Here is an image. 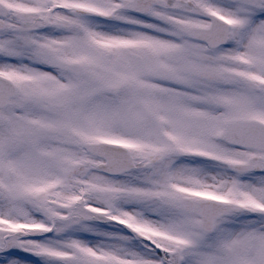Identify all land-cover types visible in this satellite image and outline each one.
I'll return each mask as SVG.
<instances>
[{"label":"rangeland","instance_id":"1","mask_svg":"<svg viewBox=\"0 0 264 264\" xmlns=\"http://www.w3.org/2000/svg\"><path fill=\"white\" fill-rule=\"evenodd\" d=\"M116 4L113 2V7ZM1 7V17L9 29L0 32V73L16 82L18 95L0 112V250L11 243L22 251L31 246L48 255L46 264H63L62 256L71 257L77 264H176L177 255L160 262L157 252L155 256L152 253V260L145 257L142 247L147 244L142 240L138 249L129 247L131 240L127 236L157 237L153 226H166L172 235L169 240L158 239L160 248L192 253L193 259L183 264H264V216L256 206L258 200L264 201V177L257 181L241 179L229 174L227 166L219 162L211 160L207 166L199 163L197 156L175 153L176 179H169L167 184L177 199L178 193H192L216 198L223 204L219 231L208 237L196 228L201 219L198 212L184 213L156 199L158 193L165 196L164 182L154 178L162 176V162L150 163L145 172L140 170V105L148 108L140 86L142 81L152 79L140 73L146 70L157 81L180 79L176 62H189L190 55H195L172 54L176 47L164 43H171L172 32L186 33L190 25H209L207 18H173V14L189 15L188 8L168 11L155 3L149 15L140 20L115 13L114 18L129 26L128 35H119L108 30L118 22L108 24L100 18L82 16L80 57L70 60L77 65L68 70L37 64L26 50L24 24L4 15L23 12L25 0H1ZM96 7L103 9L98 4ZM239 11L233 16L236 20H228L232 21L228 42L208 52L206 60L227 71L221 81L208 83L209 96L204 100L209 116H220L221 122L234 116L264 115V85L258 89L253 79L257 73L253 68L264 65V23L260 32L250 33L245 13L240 8ZM161 36L169 37L165 40ZM145 59L149 65L144 64ZM238 62L252 68L236 66ZM121 113H125L126 123L121 121ZM211 131L212 128L208 141L194 138L195 141L208 143L210 148L215 144ZM97 140L126 145L137 167L120 176L103 173L98 166L102 159L88 154L82 145ZM217 145L219 142L215 148ZM228 155L231 153L225 152ZM207 169L224 177V181L214 179L209 183ZM253 210L256 220H243ZM18 221L40 223L42 231L53 234L45 241L22 238V231L14 227L20 226L15 224ZM131 228L140 231L132 232ZM95 231L102 235L113 231L128 245L124 250L131 252L130 256L103 238L84 239L86 233ZM62 232H69L68 240ZM63 244L69 247L63 248ZM184 244L186 248L182 250ZM200 245L209 248L203 250ZM135 253L142 259L137 260ZM9 256L0 253V264H39Z\"/></svg>","mask_w":264,"mask_h":264},{"label":"flooded vegetation","instance_id":"2","mask_svg":"<svg viewBox=\"0 0 264 264\" xmlns=\"http://www.w3.org/2000/svg\"><path fill=\"white\" fill-rule=\"evenodd\" d=\"M123 1L125 0H122V2ZM113 2L117 3V12L125 13L126 16L129 14L137 17L139 20L140 17H145L133 12L120 10V4L122 3L120 0H25L27 49L31 51L32 54H42L43 59L40 61L43 64L60 65L62 67L73 69L74 64L70 63L69 60L76 59L80 53V39L82 35L80 26L81 17L96 18V10L93 8L98 4L99 6L106 8V10H109L110 8L109 14H104L99 17L114 21L113 15L110 14L111 12H115ZM155 3L159 7L168 11L178 9L179 7L188 8L189 15L180 13L173 14L171 16L173 18L185 17L187 20L188 18L194 20L207 18L210 22L212 14L235 18L233 16L235 13H240V8L243 10L241 12L245 13L243 17L250 19L254 23L252 26V32H260V27L262 26V23H264V0H155ZM82 6H84V11L81 10ZM230 9L232 12H230ZM198 26L205 28L209 25ZM191 27V25L188 27L186 33L178 34L177 32L171 31L174 35L171 37L168 36L171 39V43H164L165 45L168 44L176 47L172 54L180 55L184 52H190L195 55V57L190 55L189 62L184 60L176 62L180 79L170 78L163 79V81H157V79H154L153 75H148L146 70H143L140 73L145 78H152L151 80L147 79L146 81H142L143 85L140 86L142 90L141 96L147 102L146 105L148 107L146 110L145 106L140 105V170L142 169V171L145 172L146 166L150 163L162 162L161 166L163 168V174L160 177L154 175V178L161 179L164 182L162 189L165 196L164 194L160 195L158 193L156 199H162L163 204L177 206L184 213L195 212L198 210L199 203L198 200H194L191 196L186 195L187 193H178V196L179 198L181 197V199H177L174 194L176 192H173V189L167 184L169 179L173 181L176 179L177 167L174 161L177 155L175 153H178V155H184L186 153L183 151L196 149L204 155L202 156L204 157L203 162H208V155L206 153L211 151L213 155V158L211 159L219 163H224L225 158L237 162H249L251 168L257 170L243 173L244 175L251 174L249 179H255L257 181L259 178L264 177L263 151L228 145L219 142L214 138V135L216 137L217 130L223 127L224 121H220V116L217 117V119L215 118L216 120L212 116H209V112L205 106L204 100L209 96L207 86L210 81L195 77L192 73L193 65L207 64L206 60L210 49L205 42L196 40L190 36L189 29ZM108 30L111 31V34H129L128 27L126 26L112 25ZM168 37L161 36L160 38L168 40ZM141 63L140 65H142ZM144 64L149 65L150 62L145 59ZM235 65L238 66L237 64ZM257 71L261 76H264V65L257 66ZM221 73L223 78L227 75L226 70H221ZM173 89L177 91H174ZM121 115L120 118H123V121L125 122V113H121ZM261 118L264 119V115ZM211 128L214 143L216 144L219 142L217 148H215V144L209 148L208 143L197 142L194 139L204 138L208 141V133ZM223 144L226 149H223ZM149 146L154 148L151 150L149 149ZM219 146L222 148H219ZM159 147H161V149L158 150ZM225 152H230L231 155L225 156ZM178 171L180 170L178 169ZM217 171H219V168H217ZM232 175L236 176L240 174L232 173ZM183 199H187V201ZM182 203L185 205L193 204V209L191 211L184 210ZM244 220L246 222H251L254 218L247 217ZM198 224L199 226L196 228L198 232L202 234L216 232L217 230V226H213L211 230L207 231L206 228L201 226L200 220ZM156 227L164 230L171 229H168V227L166 228V226ZM35 231L36 235H34V238L44 239V241L45 238H49L53 234V232H51L50 236L46 234V237L43 238L44 235L42 236V230ZM113 231H109V234L107 235H102L101 231L89 232L84 235V239L93 238L94 240H98L103 238L109 245L120 248L119 250L122 252L127 244L124 243V240L120 238V236L112 234ZM32 232L33 228L30 226L29 231L25 230L19 234L22 238L27 237L32 240ZM68 233L69 232H62V236L63 238H67L66 240L69 239ZM178 236L180 238H185L180 235ZM137 240L140 241V236ZM186 240L192 241V239L188 237ZM67 244H71L70 246H72L73 242H67ZM12 245L13 244L11 243L10 249L13 253L10 257H13L16 260L24 261L26 263H44L49 258L48 255L43 254V250H41V253H38L33 247L28 246L26 251H22ZM43 247L44 246L41 245V248ZM62 247L67 248L69 246L63 244ZM208 248L207 245L202 247L203 250ZM68 253L73 254L72 252ZM192 255V253H187V256L191 257V260L193 259ZM62 258L63 260L61 261L65 264H77L69 256H62Z\"/></svg>","mask_w":264,"mask_h":264},{"label":"water","instance_id":"3","mask_svg":"<svg viewBox=\"0 0 264 264\" xmlns=\"http://www.w3.org/2000/svg\"><path fill=\"white\" fill-rule=\"evenodd\" d=\"M133 1L127 2L124 8L133 10L146 12L147 6L145 5V0H140V9L137 8L136 5H132ZM220 26V33L218 36L214 35V29L212 30H202L198 28H194L193 35L196 37H205L208 36V39L213 41L216 39H225L226 37V27L218 24ZM5 25L0 21V30L4 29ZM221 41V40H220ZM217 42L212 46L219 45ZM196 73L201 77L208 79H215L219 77L218 72H216L211 67H199L196 68ZM15 94V86L13 82L0 76V108L5 107L8 104V100L10 97ZM220 138H224L227 142L256 147L258 149H264V124L256 119H231L227 121L225 125V131L219 135ZM85 149L94 155H98L99 157H103L106 159L105 164H101L100 167L103 171L111 174H120L124 171H129L134 167V163L132 161V157L129 151L119 145L110 144L105 142L100 143H86L84 145ZM236 167L243 168L245 164L242 163H234ZM237 170H243L238 169ZM216 215V206L214 203L205 204L203 206V216L204 223L207 226L212 225V221Z\"/></svg>","mask_w":264,"mask_h":264},{"label":"bare ground","instance_id":"4","mask_svg":"<svg viewBox=\"0 0 264 264\" xmlns=\"http://www.w3.org/2000/svg\"><path fill=\"white\" fill-rule=\"evenodd\" d=\"M144 221H146V222L148 221V218L146 216L144 217ZM153 227H155V226H153Z\"/></svg>","mask_w":264,"mask_h":264}]
</instances>
